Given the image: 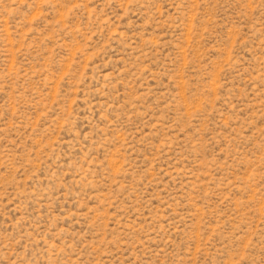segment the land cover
Masks as SVG:
<instances>
[{"label": "rangeland", "instance_id": "1", "mask_svg": "<svg viewBox=\"0 0 264 264\" xmlns=\"http://www.w3.org/2000/svg\"><path fill=\"white\" fill-rule=\"evenodd\" d=\"M0 264H264V0H0Z\"/></svg>", "mask_w": 264, "mask_h": 264}]
</instances>
